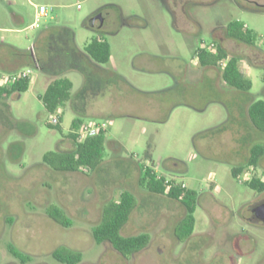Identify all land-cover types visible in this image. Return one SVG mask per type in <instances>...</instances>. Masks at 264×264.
<instances>
[{
	"label": "rangeland",
	"instance_id": "374dc122",
	"mask_svg": "<svg viewBox=\"0 0 264 264\" xmlns=\"http://www.w3.org/2000/svg\"><path fill=\"white\" fill-rule=\"evenodd\" d=\"M30 1L37 9L47 7L34 27H28L35 21ZM173 8L185 20L186 32L174 25ZM102 11L107 13L102 28H88V19ZM235 20L252 32L251 44L232 38L223 42L229 54L239 57L251 89L225 85L220 76L212 79L202 71L175 84L176 65L197 70L201 43L212 41L213 32L224 33ZM61 26L72 29L81 48L101 35L111 53L103 66L121 76L105 78L101 94L94 96L89 89L81 95L80 71L66 73L74 95L87 97L86 106H78L81 118L105 123L102 161L91 171L41 165L46 152L75 148L68 135L73 114L66 110L61 123L53 122L38 97L48 82L32 64L28 89L0 97V264H65L51 254L57 247L78 251L77 264H264V223L248 219L250 205L264 191L232 174L233 167L246 165V147L264 142V132L245 113L251 99L264 100V0H0V51L9 45L28 47L41 32ZM38 77L44 81L36 83ZM145 96L147 112H141L138 104ZM61 140L71 144L61 147ZM146 165L201 193L196 225L190 236L178 240L175 228L184 209L174 214L163 202L150 200L121 230L146 232L150 242L124 257L107 242H95L92 231L103 207L117 201L120 192L143 190L139 178ZM251 174L263 178L264 163ZM241 177L247 182L248 171ZM51 205L70 219L69 226L47 216Z\"/></svg>",
	"mask_w": 264,
	"mask_h": 264
},
{
	"label": "trees",
	"instance_id": "16d2710c",
	"mask_svg": "<svg viewBox=\"0 0 264 264\" xmlns=\"http://www.w3.org/2000/svg\"><path fill=\"white\" fill-rule=\"evenodd\" d=\"M66 30L62 29V32L59 30L53 36H50L51 38H49L46 46L49 54L45 59L36 57V63L29 62V65L34 64L41 71L53 75V79L39 96L45 108L51 114H57V110L71 98L72 81L62 75V71L69 67H75L83 73L85 84L81 91L82 95L86 90L93 89L95 84H104L105 80L95 68L107 63L111 55L109 43L101 37L92 38L83 50L77 49L72 42V33L67 34L65 33ZM225 32L227 36L247 44H251L253 39L252 32L242 22L237 20L230 22ZM213 41L217 44L216 53L197 49L196 55L199 64L201 66L217 65L219 60L225 59L226 64L222 72L223 80L234 88L245 91L250 90L251 81L239 67V57L230 55L219 41ZM14 53L20 56L26 52L14 49ZM87 61H90L93 65H88ZM29 83L30 78H21L8 85L0 83V97L25 92L29 87ZM247 115L251 124L256 129L264 132V100L257 99L253 101L248 107ZM81 124L82 120L79 117H74L71 122L69 136L75 141V148L70 151H59L56 153L46 152L43 157L45 163L61 171H74L79 167H86L89 170L98 168L104 152L106 131H101L97 135L87 137L84 141L79 142L76 131ZM263 154V145L258 144L252 148L248 166H257ZM145 157L151 159L149 151L145 152ZM56 161L58 162L57 167L54 164ZM141 169L142 176L139 183L145 184L149 192L166 195L183 204L185 215L176 225L175 235L178 240L190 236L196 221L194 212L198 203V192L188 187H181L179 183L173 180L166 182L167 178L163 174L155 172L149 166H144ZM242 170L243 168H233L232 174L236 176ZM248 185L258 191H264V180L259 178L252 177ZM136 207L135 194L129 190H123L117 201H112L105 205L102 210V218L92 231L95 242H107L124 257L132 256L145 249L150 242L148 233L143 232L134 235H123L121 233L122 228L131 219ZM47 214L64 227L71 224L70 219L63 215L62 210L58 206H49ZM250 221L259 223L256 219ZM14 254L18 255L16 252ZM52 256L65 264H77L81 260V254L78 251H73L66 247L56 248L52 252Z\"/></svg>",
	"mask_w": 264,
	"mask_h": 264
},
{
	"label": "crops",
	"instance_id": "0c3cea01",
	"mask_svg": "<svg viewBox=\"0 0 264 264\" xmlns=\"http://www.w3.org/2000/svg\"><path fill=\"white\" fill-rule=\"evenodd\" d=\"M30 3L34 6L35 8V11H34V14H35V17L36 15L38 14V9H37V6L35 3H33L32 1H30ZM39 5H42V4H39ZM38 5V6H39ZM173 12H174V25L176 26V28H178V30L180 31H183V32H186L187 28L185 27V20H183L182 18L179 17V14L177 12V9L176 8H173L171 9ZM127 21L123 19V22L122 24H127L126 23ZM34 22H32L30 25H28V27H34L36 25L33 24ZM146 25V23H145ZM88 28L90 29H94V30H100L103 26L100 27V28H93V27H90L89 25H86ZM67 29L65 31V33L69 34L70 32L72 33V42L74 44V46L79 49V50H83L85 45L89 42H87L82 48L80 46L77 45L76 41H75V35H74V32L72 31V29L68 26H61L59 27L58 29H54V30H51V31H48L47 33H44V32H41L40 34H38L37 38L35 39V41L29 45L28 47H25V48H22V47H17L15 45H9L8 47V50H4L3 51H0V71H7V72H13V71H16L18 69H21V68H24V67H27V66H31L29 65V62H33V63H36V57L40 58V59H45L46 56H48L49 54V51L47 49V42L49 40V38H51L50 36H53L55 33H57L59 30L62 32V29ZM64 32V31H63ZM45 34V35H44ZM217 34V33H216ZM44 35V36H43ZM97 38L101 37L103 38L101 35H97L96 36ZM226 38H232V37H229L227 36L226 32L222 33L221 35L218 33L217 35H212V40H217L219 41L223 48L226 50L225 46L226 44H224V40H226ZM233 40H236L234 38H232ZM237 41V40H236ZM242 42V41H240ZM242 43H245V42H242ZM247 44V43H246ZM14 49H19V50H23L25 51L26 53H24L23 55H17L16 53H14ZM227 51V50H226ZM257 51V54L256 55H260L261 52H259L260 50H256ZM230 55H234V54H230ZM237 56V55H235ZM238 57V56H237ZM88 65L92 66L93 64L90 62V61H87ZM25 64V65H24ZM198 65V68L197 70L195 68H190L189 70L185 67V66H181L180 64L176 65V67L174 68V74L177 75L178 77L176 78L175 76L173 78H176L174 80H176V83L175 84H179L180 81H179V78L180 79H186L188 78L189 76L192 77L191 73L193 71L195 72H199L202 71L203 73L206 72L207 74H210L211 78L213 79L216 75L220 76L223 80V77H222V72H223V68L221 67L220 70L217 69V65H206V66H201L199 64V60L197 58V63ZM238 65L239 67L242 69L243 71V67H241L240 65V61H238ZM100 67H97L95 69L98 70V72L101 74V76L103 77V79L105 78H120L121 76L115 72V71H111V70H108L107 68H105L103 66V64L99 65ZM94 67V66H93ZM78 70L80 71L79 69H76L75 67L71 68H67L65 69L64 71H62V75L66 76V73L69 71V70ZM195 69V70H194ZM41 71V70H40ZM81 72V71H80ZM82 73V72H81ZM190 73V74H189ZM41 74L43 75V78H45V81L47 80V82L49 83L52 79L49 78V73L47 74L46 72H43L41 71ZM83 74V73H82ZM189 75V76H188ZM67 77V76H66ZM43 78H37L36 79V83H42L44 80ZM70 79V78H69ZM109 79V80H111ZM71 80V79H70ZM47 83V85H48ZM223 83L225 85H228L224 80H223ZM84 84H85V79H84V82H83V87H84ZM46 85V87H47ZM104 84H101V83H97L95 84L94 88L93 89H90L91 91L95 92L94 96H99L101 94V88ZM175 86V85H174ZM230 86V85H229ZM45 87V88H46ZM232 87V86H231ZM72 88H73V83H72ZM71 88L70 90V95H71V98L65 102V104L59 108L57 110V114H58V117H59V122L56 123V124H59L62 122L63 120V114L66 110H71L72 111V118H71V122L73 120L74 117H79L81 118V114H82V108H78V106H80V103L83 107L86 106L87 104V97H82V98H78L74 95L73 93V89ZM173 88V86H172ZM136 90H138V93H143L144 95H147V91H142L141 89H138V88H135ZM168 87H165L163 89H159L158 91L160 92H163L165 90H167ZM170 89V88H169ZM45 90V89H44ZM14 94V93H13ZM41 94L38 95V97L40 96ZM146 98L142 101V102H139V107L142 109L141 112L145 111L147 112V96H145ZM257 100V99H255ZM254 99H251L247 104H245V113H246V116H247V119L249 120L248 118V115H247V110H248V107L250 106V104L255 101ZM72 106H75V108H73ZM85 110V109H84ZM135 118L137 119H140V120H146L147 121V117H145L144 115H137ZM82 120V123H85L86 121ZM250 121V120H249ZM251 123V122H250ZM50 124V123H49ZM253 126V125H252ZM218 127V125H215L211 128H208L206 129L207 131H209V129H213V128H216ZM254 127V126H253ZM204 130V131H206ZM71 131V123H70V127H69V132ZM69 135V134H68ZM70 137V136H69ZM71 144L70 141L68 140H61L59 146L63 147V146H66V145H69ZM258 144H261L264 146V142H261V143H257L255 144L253 147H251L250 149H248V147H246V152H247V158H246V165H238V166H235L233 168H243V170H247L250 172L251 171H255V169L261 164V162L264 163V154L260 157L259 161H258V164L257 166H248V160H249V156H250V152L252 150V148H254L256 145ZM115 147H119L118 143L115 142ZM61 151H70V150H61ZM43 157H44V154L42 156V160H43ZM44 162V160H43ZM45 169L47 170H54L50 165H48L47 163H42L41 164ZM176 166V164H174ZM147 166V165H146ZM81 171H84V170H88V168L86 167H79ZM171 170V169H170ZM243 170L241 172H243ZM75 171V170H74ZM91 171V170H89ZM173 172H179L178 170L173 169ZM238 174V173H237ZM236 177V176H235ZM253 177H256V178H259L258 175H253ZM263 178H259L260 180H264V175L262 176ZM141 178H139L140 180ZM249 181L247 182H243V183H247L248 184ZM144 187L142 188L143 190L142 191H135L133 190L132 192H134L135 194V197L136 199L139 200V205L137 204V207L135 209V211L133 212L132 214V217L131 219L129 220V222L123 227V229L126 227L128 228L129 224L131 223V220L134 216V213H138V208L140 207H143L144 205H147V203L150 202V200H154L153 203H161L163 202L167 208L170 209V212L171 213H174L176 214L178 212V207L181 208V213H182V210L184 209V212L183 214L181 215V217L179 218L178 222L184 217L185 215V207L183 206V204L178 201V200H175V199H172V198H169L167 197L166 195H161V194H155V193H151L147 190L145 184H142ZM188 188H191V187H188ZM215 188V187H214ZM192 189V188H191ZM195 190V189H194ZM198 192V191H197ZM120 194L121 192L119 193V197H120ZM199 194V192H198ZM200 198H201V193L199 194L198 196V202L200 201ZM101 214H102V210H101ZM48 216V214H47ZM102 216V215H101ZM49 217V216H48ZM50 218V217H49ZM100 222V221H99ZM178 224V223H177ZM97 225V224H96ZM95 225V226H96ZM195 225H196V221H195ZM94 226V227H95ZM195 228V226H194ZM194 231V229H193ZM193 233V232H192ZM123 235H134V234H125L123 233ZM108 246V245H107ZM58 248V247H57ZM56 249V248H55ZM53 249L51 251V254L52 252L55 250ZM134 261V259H133ZM130 262H126V264H129Z\"/></svg>",
	"mask_w": 264,
	"mask_h": 264
},
{
	"label": "built area",
	"instance_id": "2783aa9c",
	"mask_svg": "<svg viewBox=\"0 0 264 264\" xmlns=\"http://www.w3.org/2000/svg\"><path fill=\"white\" fill-rule=\"evenodd\" d=\"M79 7V5H78ZM47 13V7L44 5H39L38 6V14L35 17V21H34V25H37L38 22V17L40 16H44ZM200 50H205L208 52H212V53H216L217 50V44L216 42L209 41V42H205L203 41L199 47ZM218 64L224 68L225 64H226V60L225 59H221L218 61ZM31 67L27 66L21 69H18L16 71L13 72H7V71H0V83L1 84H11L14 81L21 79V78H30V74H31ZM53 117V122L56 124L59 122V117L58 114H52ZM106 130V126L105 123H82L79 128L77 129L76 133H77V140L79 142L84 141L87 137H92L97 135L99 132L101 131H105ZM249 173V179L248 181L253 177V175L251 174L250 170L248 171ZM242 172L238 173L236 175V179L240 182L243 183L245 179H243L241 177ZM172 180V179H166V182ZM181 185V187L186 188V184L184 182H177Z\"/></svg>",
	"mask_w": 264,
	"mask_h": 264
},
{
	"label": "water",
	"instance_id": "95a60500",
	"mask_svg": "<svg viewBox=\"0 0 264 264\" xmlns=\"http://www.w3.org/2000/svg\"><path fill=\"white\" fill-rule=\"evenodd\" d=\"M96 19H99L100 21L98 24H95ZM103 21L104 15L102 13H97L88 19V25L93 28H100L103 24ZM252 211L258 219L264 222V202L256 205Z\"/></svg>",
	"mask_w": 264,
	"mask_h": 264
},
{
	"label": "flooded vegetation",
	"instance_id": "af4514ba",
	"mask_svg": "<svg viewBox=\"0 0 264 264\" xmlns=\"http://www.w3.org/2000/svg\"><path fill=\"white\" fill-rule=\"evenodd\" d=\"M102 14L104 15V20H105V18H106V16H107V13H106L105 11H102ZM172 14L174 15V12H173V11H172ZM99 22H100L99 19H96V20H95V24H98ZM103 22H104V21H103ZM216 33L218 34V32H213L212 35H217ZM262 202H264V197H260V198L256 199V200L250 205V208H249L250 216L248 217L249 220L256 219V220H258V222L264 223L263 221H261L260 219H258V218L255 216V214L253 213V211H252V209H253L256 205H258V204H260V203H262Z\"/></svg>",
	"mask_w": 264,
	"mask_h": 264
}]
</instances>
